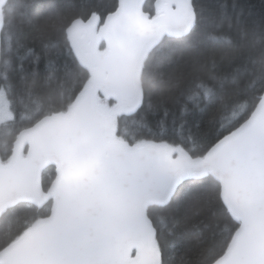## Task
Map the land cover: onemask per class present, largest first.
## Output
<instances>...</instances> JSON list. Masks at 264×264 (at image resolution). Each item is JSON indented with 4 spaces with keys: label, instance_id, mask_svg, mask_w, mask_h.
I'll use <instances>...</instances> for the list:
<instances>
[{
    "label": "snow or ice",
    "instance_id": "snow-or-ice-1",
    "mask_svg": "<svg viewBox=\"0 0 264 264\" xmlns=\"http://www.w3.org/2000/svg\"><path fill=\"white\" fill-rule=\"evenodd\" d=\"M209 7L0 0V264H173L177 230L198 241L180 264H264V33ZM177 45L204 73L191 87L161 77ZM20 49L49 71L14 81ZM182 88L183 118L162 133L161 98ZM199 105L211 133L186 123ZM201 207L223 228L194 221Z\"/></svg>",
    "mask_w": 264,
    "mask_h": 264
},
{
    "label": "trees",
    "instance_id": "trees-1",
    "mask_svg": "<svg viewBox=\"0 0 264 264\" xmlns=\"http://www.w3.org/2000/svg\"><path fill=\"white\" fill-rule=\"evenodd\" d=\"M55 0H32L35 5H42L46 3H53ZM75 3H107L108 0H72ZM199 3L210 6L208 12L215 14L218 9L226 8L229 15H234L239 20V27L246 28L249 33L254 35L256 40L260 39L262 33H264V0H198ZM152 0L146 2V6H150ZM25 44H32L39 47V41H34L31 35L25 32L24 39L22 41ZM246 51L254 57V49H246ZM55 60L59 63L67 62L70 57L67 49L63 52L53 54ZM194 53L183 45H177L172 51L166 53V60L161 65L160 73L161 77L165 80L175 81L178 77H183L184 83L187 87H191L197 82L198 78L204 75L199 70L198 64L193 59ZM239 60V55L234 57ZM29 70H38L41 74L49 71V64L47 59L40 61L38 67L34 66L31 57H26L23 49H20L12 58V70L11 74L14 81H18L19 76L26 74ZM185 104L184 89L180 90H168L166 91L159 104L160 112H167L169 115L166 117L168 124L161 131L169 132L171 126L179 124L183 118V106ZM148 127L150 130H154L157 125V121L160 120L158 114H149L146 117ZM186 123L190 127L194 126H206L209 133L214 130L215 123L211 116L210 109L204 105L196 106L190 109L186 116ZM2 154V153H0ZM208 217L212 221L213 226L219 224L220 228H223L222 220L219 216H213L212 212H209L205 208L201 207L197 209L193 215V220L198 221L201 218ZM177 221L181 222V218L178 215ZM212 228H205L200 233L202 236H207L211 232ZM196 231H189L183 234L177 230L175 238L171 241V248L169 251V259H172L173 264H180V261L184 259V251L191 246L192 250L197 247L198 241ZM175 249L177 251H173Z\"/></svg>",
    "mask_w": 264,
    "mask_h": 264
},
{
    "label": "water",
    "instance_id": "water-1",
    "mask_svg": "<svg viewBox=\"0 0 264 264\" xmlns=\"http://www.w3.org/2000/svg\"><path fill=\"white\" fill-rule=\"evenodd\" d=\"M147 1H148V0H145V4H146Z\"/></svg>",
    "mask_w": 264,
    "mask_h": 264
}]
</instances>
